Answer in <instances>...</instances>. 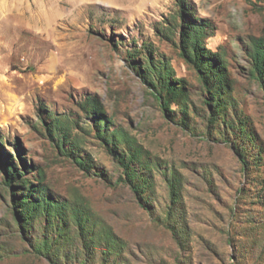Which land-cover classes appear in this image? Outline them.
<instances>
[{
  "label": "rangeland",
  "instance_id": "rangeland-1",
  "mask_svg": "<svg viewBox=\"0 0 264 264\" xmlns=\"http://www.w3.org/2000/svg\"><path fill=\"white\" fill-rule=\"evenodd\" d=\"M181 2L0 0V264H264V86L250 57L264 40V0ZM187 24L204 27L228 78L216 128L180 49ZM151 58L168 59L183 81L167 112L157 98L165 91L140 73ZM90 98L107 123L84 111ZM56 122L61 130L50 133ZM98 126L142 148V199ZM12 164L16 197L17 185H39L43 174L65 217L40 213L21 230L4 171ZM42 242L51 259L35 252Z\"/></svg>",
  "mask_w": 264,
  "mask_h": 264
},
{
  "label": "trees",
  "instance_id": "trees-1",
  "mask_svg": "<svg viewBox=\"0 0 264 264\" xmlns=\"http://www.w3.org/2000/svg\"><path fill=\"white\" fill-rule=\"evenodd\" d=\"M182 1L181 4L183 8L188 7L186 0ZM205 38L206 35L203 26L187 24L183 27L181 32L180 49L187 64L192 66L198 72L200 81L206 92L209 94L210 102L207 104L213 108V114L210 117L209 126L210 128H216L220 121V115L225 108L223 104L227 94L228 78L220 67H214L215 62L212 57L215 54L207 48ZM250 57L252 59V75L258 83L264 86L263 39H255L253 41ZM149 60L150 61L144 65V68H139L140 73L146 83L151 84L153 88L160 84L163 91H165V95H163L162 92H160V94L157 93V98H159L163 109L167 112L170 109L172 99L178 97L179 92L182 91V87L178 85L183 81L174 78L175 71L168 59H163L164 61L159 62H156L153 58ZM83 109L86 113L94 114L100 118V120L97 121L99 125L102 124V121L107 123V120L101 118L104 116V108L99 100L90 98L83 106ZM61 125L62 122H56L55 124L49 125L48 130L50 133L54 134L57 130H61ZM101 127L102 126H98L99 136L103 139L106 145L113 144L115 146V148L110 149L111 153L115 155L120 165L123 167V176L125 179L121 178V180L131 187L133 193L139 197V199H142L141 186L139 182L136 181L138 180V173L134 168V165L140 161V157L143 154L142 148L137 146L136 140L131 138L126 132L117 130L110 134L108 132H103ZM67 137L68 134L66 133H64L63 136L59 134V148L64 149V147H66ZM120 147L123 148L121 149ZM235 152L239 156L243 166L247 168L249 163L246 159L245 149L235 147ZM75 160L81 167L86 168L84 159L75 157ZM5 166L4 171L7 175L6 183L13 189L15 208L19 209L16 214V220L21 230L26 232L40 213L49 216L53 213H58L61 218L65 217V204L47 196L46 189H44L45 177L43 174H41L39 185H35L28 181H24L21 185H17L20 186L18 192H21V196L16 197L17 191H15L16 187H14V184L20 183L18 174L21 172L20 170H17L15 164ZM171 189L174 195L176 192L175 187L173 186ZM75 216L79 215L75 214ZM79 226L82 227L80 231L83 233L84 226L81 222L79 223ZM51 248L52 246H49L48 242H42L36 246L35 252L40 255L47 254V258L51 259L48 257L52 253ZM57 258L59 257L57 256Z\"/></svg>",
  "mask_w": 264,
  "mask_h": 264
}]
</instances>
